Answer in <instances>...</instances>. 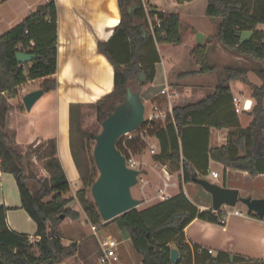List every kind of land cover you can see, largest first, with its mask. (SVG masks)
I'll use <instances>...</instances> for the list:
<instances>
[{
  "label": "trees",
  "instance_id": "obj_1",
  "mask_svg": "<svg viewBox=\"0 0 264 264\" xmlns=\"http://www.w3.org/2000/svg\"><path fill=\"white\" fill-rule=\"evenodd\" d=\"M118 2L122 16L116 30L125 32L130 37L133 60L125 65L113 62L114 88L94 104L97 119L101 123L123 101L132 82L139 80L141 85L145 83L140 81L144 69L139 65L140 58L144 54V42L149 38L154 42L173 44L182 42L179 33L181 17L178 13L151 12L152 19L159 17L162 20V28H156V36H153L150 33L148 15L142 0H118ZM254 8L253 0H209L206 10L208 16L220 20L216 34L218 41L225 48L259 64L257 74L262 84L251 85L252 96L255 99L251 109L253 120L249 128L243 130L239 136L240 140L253 137L255 143L259 142L254 154L232 155L231 145L213 147L209 150L211 159L232 169L246 170L252 176L259 174L258 161L264 156V30L257 29L258 25L264 24V14H257ZM57 15L55 0H49L29 11L19 23L0 36V164L3 171L15 176L22 207L37 225L34 237L13 231L7 219L8 207L0 205V264H60L64 259L79 252V243L69 245L63 243L64 234L60 224L66 217L78 220L85 214L89 222L100 226L104 221L91 193L92 185L100 174L93 151L90 152L91 143H96L97 133L80 128L82 146L87 158L86 168L78 162L73 147V118L77 116L81 124L83 116L81 104L72 103L70 106L71 145L82 181V187L75 196L64 197V193L71 189V184L57 157L56 138H49L47 146L41 145L37 149L33 148L35 150L30 149L33 151L28 155L15 145L14 136L7 127V115L13 108L10 99L21 95L23 84L40 79V87L45 93L52 92L58 87ZM244 31L252 32L249 38L243 39ZM98 47L101 52L109 56L108 45L105 42L100 41ZM207 50L206 45H198L193 49V55L201 64L199 72L213 69L208 63ZM18 52L30 53L34 57L29 62L21 63L17 58ZM244 75L242 70H229L224 82L211 96L195 104L174 105L175 123L170 120L167 123H149L145 120L142 126L135 130L134 137L127 139L126 147L125 136L118 139L117 147L126 157L130 155L129 150L139 155L147 148L144 138L156 137L161 147V152L155 155L157 160L181 163L178 134L188 121L191 108L205 105L227 91L229 89L227 84L232 79L243 77L248 81ZM19 108L23 111L27 110L23 101L20 102ZM34 156L39 159L49 158L45 172L28 173V164ZM183 176L186 183L194 182L193 177H198L195 168L187 161L183 162ZM47 198L50 199L46 200ZM76 202L80 204V209L74 207ZM172 202L173 196L148 209L135 207L112 219L121 230H127L136 252L142 257L141 264H251V262L264 264V259H247L243 256L224 260L220 254L215 256L199 245L191 246L186 242L184 229L195 217L224 224L225 222L221 220L224 214L214 210L198 214L196 209L191 212L180 208L171 209L169 205ZM166 231L174 233L172 237L176 235L171 244L169 243L171 235L162 243L157 241V235ZM50 232L52 236L49 235ZM173 248H177L180 254V260L176 263L171 260Z\"/></svg>",
  "mask_w": 264,
  "mask_h": 264
},
{
  "label": "crops",
  "instance_id": "obj_2",
  "mask_svg": "<svg viewBox=\"0 0 264 264\" xmlns=\"http://www.w3.org/2000/svg\"><path fill=\"white\" fill-rule=\"evenodd\" d=\"M11 1H14L13 15L7 20L8 15L5 13V9H12ZM48 1L5 0L2 2L0 4V36L19 23L29 11ZM198 1L174 0L169 5L165 3L163 7H160L157 0H142V2L157 5L159 9L168 13L180 15L179 33L182 42L174 45L184 44L187 48L185 52H180L178 57L175 56V60L171 58L170 66H167L166 63L163 64L161 49L162 45L170 42H154L150 38L147 39L143 44L144 54L139 61L140 67L144 69V80L140 78V81H145V83L141 85L138 82V84L141 86L145 103L147 101L152 103L160 99L159 87L168 84L179 94V97L174 100V105H185L198 103L214 94L231 69L242 70L248 80H244L243 77L232 79L227 84L229 86L227 91L222 92L205 105L191 108L188 121L178 134L181 163L175 162L172 165L173 162L170 160L159 161L154 156L156 161L168 165L172 176L176 175L173 166L177 167V175L181 177L179 185L176 183L169 189L170 195L173 196L170 208H180L189 212L196 209L200 214L203 211L214 210L212 194L195 182L186 183L184 181V161L189 162L195 168L199 178L208 179L227 188H236L239 190V196L264 198V156L259 158V174L254 176L246 170L226 167L209 156L211 148L223 145H231L232 155L254 154L255 147L259 142L255 143L253 137L245 140L239 139L242 131L248 129L253 120L251 110L236 112L232 96H238L243 100L250 99L254 105L255 99L252 96L251 85H260L262 80L257 74L258 62L236 53L230 54L228 49L217 39L214 40L213 36H209L217 34L219 22L217 23L213 17L206 13L209 0H205L204 10L196 9ZM55 2L58 11L59 39L56 73L58 87L48 93L51 94V100H54L55 103V125L51 131L46 129L45 120L48 111L47 109L42 110V106L36 110L38 114L42 112L40 116L42 125L38 123L33 126L31 125L33 122L27 114L28 110L23 111L19 108L27 85L39 82L37 88H41V80L37 79L23 84L21 95L10 99L13 108L7 115V127L10 134L14 136L15 145L19 146L21 150L26 149L29 145H33V148L41 145L47 146L49 138H56L57 157L60 159L72 187L73 183L78 186L81 184V175L71 145L70 106L72 103L81 104L83 113L84 108L94 106L100 98L110 93L114 88L115 81L113 62L121 65L130 63L133 60V51L130 47V37L125 32L116 30L122 16L118 0H55ZM196 18H203V21H206L202 24L204 33L199 32L198 27H195V22H192ZM183 25L187 34L186 41L183 37ZM206 29L211 34L208 35ZM257 29L264 30L259 25ZM246 32L249 34L246 38H249L252 32ZM198 33L204 35L202 45L207 46L208 63L213 67L211 70L206 69L205 72H199L201 64L193 55V49L200 44L198 40L196 42L192 38V35L198 37ZM100 41L108 45L109 56L99 50L98 43ZM183 62L187 65H180ZM233 64L238 67H232ZM45 94L44 92L43 95ZM43 125L45 126L43 127ZM147 139L154 144L156 142L153 140H157L159 154L161 147L158 138L148 137ZM48 159L46 157L41 161L47 163ZM213 172H218V176H213ZM157 196L155 194L146 201L154 200ZM163 201L158 199L157 202L140 209H148ZM144 202L142 198L140 205ZM239 202L242 203L238 201L237 204ZM237 204L231 207H236ZM0 205L8 207L7 219L13 231L28 234L31 237L35 236L37 225L22 207L17 180L12 173L3 171L1 164ZM245 212L250 216L231 215L224 224L195 217L184 229L186 242L191 246L196 244L202 248L212 249L213 255L220 254L224 260L234 256L264 259V219L259 218L248 206ZM158 221L161 222L159 218ZM62 223L60 229L64 234ZM26 226H29V229H26ZM122 231H126L129 237L127 230ZM172 234L170 231L160 233L157 235V241L162 243L168 240V236L171 235L169 236L171 244L176 236L172 237ZM141 263L142 257L140 256L135 264Z\"/></svg>",
  "mask_w": 264,
  "mask_h": 264
},
{
  "label": "rangeland",
  "instance_id": "obj_3",
  "mask_svg": "<svg viewBox=\"0 0 264 264\" xmlns=\"http://www.w3.org/2000/svg\"><path fill=\"white\" fill-rule=\"evenodd\" d=\"M5 0H0V4L2 2H4ZM158 3L160 4V7H163V5L165 3H167L169 5L170 2H173L174 0H157ZM12 3V9L10 8H6L5 9V13H7L8 18L12 17V11L14 9V1H11ZM253 5L256 8V13L257 14H264V0H253ZM17 6V5H15ZM206 7V1L205 0H199L197 5H196V9L197 10H201V8L204 10ZM199 8V9H198ZM254 8V9H255ZM216 20V22L218 23L220 20L218 18H214L213 20ZM192 22H195V27H198V31L199 32H203L202 28L205 22L203 21V18H196L195 20H193ZM17 23V22H16ZM199 25V26H198ZM208 27V24L206 25ZM205 27V28H207ZM259 27L264 28V24H260ZM185 26L183 25L182 27V31H183V37L185 39V41L187 40V34L185 33ZM207 30V29H206ZM204 33V32H203ZM208 35L211 34L208 30H207ZM249 34L244 31L242 34L243 39H245ZM210 37L213 36L214 40H216V35H209ZM192 38L196 40L197 42V35L194 36L192 35ZM218 40V39H217ZM187 48V46H185L184 44H180L178 46L171 44V43H167L166 45H162V49H161V54H162V58H163V64L166 63L167 66H170V59L173 58L175 60V56L178 57V54L182 51L185 52V49ZM175 50V51H174ZM230 54H235L233 51L229 50ZM187 65V63L183 62L180 65ZM234 68H237L238 66L236 64H233ZM138 80H135L134 82L131 83V87L134 89H138ZM39 85V82H35V83H31L29 85H27L25 87L26 91L24 92L23 95H26L27 93L31 92V91H35L37 90ZM140 86V85H139ZM160 89V87H159ZM28 91V92H27ZM162 98L158 99V101H160ZM175 104V101L173 100V105ZM42 106L43 109L42 110H46L48 111V116L46 121V126H47V130H50L53 128V125H55V115H54V107H55V103L54 100H51V94L46 93L45 95H43V97L41 96L39 101L36 102L34 108L32 110H28L27 114H29L30 116V120L31 122H33L31 125L33 126V124H38L40 122V116L41 113L38 114V112L36 111L38 109V107ZM145 116L147 117L150 113H151V103L150 102H146L145 103ZM78 115V113H77ZM44 122V121H43ZM45 124V122L43 123ZM45 125H43L44 127ZM50 128V129H49ZM73 147H74V152L75 155L77 157L78 162L81 164L82 167L86 168L87 166V158L85 156V149L82 146V141H81V133H80V128L84 129L86 131L92 132V133H99L102 129V123L97 119V115H96V110L94 108V106L92 107H86L83 110V116H82V120H81V124H80V120L79 118L76 116L73 118ZM136 131L131 132V135H135ZM150 138V137H149ZM153 142H156V144L158 145L157 140H153ZM32 145H29L26 149L24 148L23 151L26 154H30L32 153L33 150L37 149H33V147H31ZM92 149L90 148V152L93 151L94 153V146L95 144H92ZM30 149H33L32 151H30ZM28 154V155H29ZM138 159L142 160L145 165V170H146V179L149 180V184L146 186H142L141 184H137L136 186L133 187V195L137 198H140L145 201L142 205H140L138 208H142L144 206H147L153 202H157L158 199H160L158 196L156 198H154V200H151L149 202L146 201V199H150V197L152 198V196L158 195L157 190L159 187H163L164 186V181H168V182H175L179 185L181 177L180 175H177V167L173 166V171H175L174 173H176L175 176H172L171 179H168L166 176L164 177V172H162L161 168L156 166V160L154 159V156L151 155V153L149 152V150L146 148L144 150V152L142 154H134ZM174 163H172L173 165ZM170 167V166H169ZM46 169V163H44L43 161H41V159H39L37 156L32 157V159L30 160L29 164H28V173L30 171H33L34 173H41V172H45ZM170 169H172L170 167ZM30 174V173H29ZM162 174V175H161ZM141 177V176H140ZM170 180V181H169ZM72 183V182H71ZM30 184H32V182H30ZM174 185H170L169 189L171 187H173ZM82 187V181L81 184L78 186L75 183L72 184L71 189L64 193V197H71V196H75L76 192L78 191V189ZM170 191V190H169ZM50 198H47L46 200H48ZM74 207L77 209H80V204H78L77 202L74 204ZM234 207H230L229 209H233ZM236 208L241 209V210H245L247 211V206H245L243 203H238ZM61 226V224H60ZM92 223L88 221V218L85 214H83L81 216L80 219L78 220H74L71 217H66L63 220L62 223V229L64 231V237H63V243L65 245H69L72 243H79V252L74 255L71 256L69 258H66L62 261V263L60 264H108V263H102L101 262V247H100V242L99 239L102 240L103 238H105L107 235H111L119 244L117 247V252L119 255V260L114 261L113 264H135L137 262V259L140 258V255L136 252L130 238L128 237L126 231H122L118 225L116 224L115 221L113 220H104L102 222V225L99 227L98 229V235H95L92 228ZM26 229H29V226H26ZM252 264V263H251Z\"/></svg>",
  "mask_w": 264,
  "mask_h": 264
},
{
  "label": "water",
  "instance_id": "obj_4",
  "mask_svg": "<svg viewBox=\"0 0 264 264\" xmlns=\"http://www.w3.org/2000/svg\"><path fill=\"white\" fill-rule=\"evenodd\" d=\"M197 40L202 45L204 35L198 33ZM33 57L34 55L26 52L17 54L21 63L31 61ZM141 79L144 80L143 73ZM43 94L44 90L40 88L24 95L26 109L31 110ZM145 109L141 86L138 85V89L129 86L123 101L102 121V129L95 136L93 154L100 174L92 185L91 193L104 220H112L141 204V199L135 197L132 192L133 187L138 184L141 170L127 165L126 156L117 147V141L122 135L142 126L145 121ZM193 181L212 194L214 210H218L223 204L235 206L241 201L259 218L264 219V198L239 196V190L236 188H227L197 176L193 177ZM49 235L52 236V232ZM171 260L174 263L179 262L180 254L177 248L172 249Z\"/></svg>",
  "mask_w": 264,
  "mask_h": 264
},
{
  "label": "built area",
  "instance_id": "obj_5",
  "mask_svg": "<svg viewBox=\"0 0 264 264\" xmlns=\"http://www.w3.org/2000/svg\"><path fill=\"white\" fill-rule=\"evenodd\" d=\"M144 9L148 15L149 20V29L150 33L153 36L155 35L156 28H162V20L159 17H156L155 19H152L150 16L151 12L153 11H162L165 12V10H161L158 8L157 5H150L146 2H143ZM158 95L162 98L160 101L155 100L151 103L152 109L151 113L146 117L145 120H148L149 123L151 122H162L167 123L169 120L175 123V117L173 113V100L179 97V94L176 90L172 89L170 85L163 84L160 86V89L158 90ZM233 104L236 112H241L242 110H251L252 109V100L250 99H241L238 96H233ZM142 134V132H141ZM122 136H125L124 145L126 147L127 139H131L134 136L130 133L124 134ZM146 142V147L151 153L152 156H155L158 154V148L157 145L154 143H151L148 141L147 138H144ZM129 157H126L127 165L131 168L139 169L141 170L140 174L138 175V184H141L142 186H146L149 184V180L146 179V170H145V163L138 159L134 153L129 150ZM156 166L160 167L162 172H164V177L166 176L168 179H171L172 175L168 168V165L165 163H160L159 161H156ZM162 175V174H161ZM141 176V177H140ZM213 176H218V172H213ZM170 181V180H169ZM170 185H176L175 182H168L167 180L164 181V186L159 187L157 190L158 197L161 200H167L172 197L169 193V187ZM231 206L223 204L218 210H214L216 212H220L224 214L222 217V222H225L227 218L231 215H238V216H250L249 213L242 211L236 207L233 209H229ZM100 225H94L92 224L91 228L95 235H98V229ZM100 246H101V262L102 263H108L113 264L114 261L119 260V255L117 252L118 242L111 236L107 235L102 240L99 239ZM210 253L213 252L212 249H208Z\"/></svg>",
  "mask_w": 264,
  "mask_h": 264
}]
</instances>
